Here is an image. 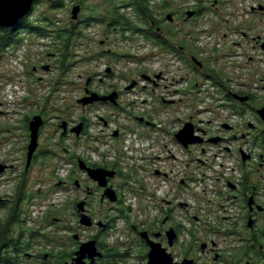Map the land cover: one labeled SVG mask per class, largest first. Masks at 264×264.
Instances as JSON below:
<instances>
[{"label": "rangeland", "instance_id": "rangeland-1", "mask_svg": "<svg viewBox=\"0 0 264 264\" xmlns=\"http://www.w3.org/2000/svg\"><path fill=\"white\" fill-rule=\"evenodd\" d=\"M41 1V4L34 5L29 15L31 21L35 26L44 27L47 24L43 20L48 16L55 18L57 27H47L50 33L46 37L24 32L25 40L17 51H6L0 55V163L8 166V170L0 175V198H6L10 205H15L18 188L24 180V192L34 195V207H27L31 201L23 203L26 206L20 208L22 227L27 225L31 230L52 225L55 228L50 231L60 227L78 231L80 223L75 207L86 195L73 183L80 180L82 184L91 185L88 176L78 166L73 167V158L80 157L97 165H118L123 176L114 179L116 187L132 208L147 207L153 199H164L171 184L156 177L155 169L159 166L160 170L167 171L171 167L167 153L160 149H146V145L139 149L136 143H124L129 129H138L130 115L145 109L149 112L148 117L162 123L166 130L171 129L166 124L168 120H159L168 114L169 119L172 114L189 112L182 116L185 119L196 112H203L205 118L213 119L212 113H208L213 111L215 104L213 83L196 75L184 54L179 56L169 49H161L138 33L128 31L124 34L122 27L110 30L100 23L87 24L91 18L110 15L112 0H64L62 8L56 10H51V4L56 0ZM219 1L214 8V0H158L153 7L163 26H172L174 36L169 40L176 48L183 47L188 53H197L201 61L210 63L214 69L228 76L231 89L255 96L260 105L264 101V12L252 13V3L247 0ZM259 1L264 5V0H254L255 3ZM166 3L169 4L167 9ZM116 4L122 6L123 2L120 0ZM76 5L82 7L77 22L72 20V10ZM198 6L204 8L202 15L185 24V12ZM121 12L138 24L134 9L121 8ZM171 12H174V25L166 20ZM72 25L78 26L83 37L75 40L67 61L70 68L63 72L60 69L62 62L58 64L61 45L54 30L71 28ZM208 35L222 40L221 47L206 51L199 41L202 38L207 40ZM205 47H208L206 43ZM42 65L50 66V70H44L40 67ZM107 66L115 71L113 76L108 77L105 73ZM35 67L38 68L36 73L33 71ZM143 73H164L166 80L155 93L149 94L147 90L124 93L119 109L105 104L88 107L78 104V100L85 97L89 78L94 79L95 90L103 91L112 86L123 88L128 82L138 81ZM101 78L105 79L102 84ZM161 96L177 103H161ZM144 97L148 99L147 105L133 103ZM39 113L46 115L48 125L39 139L38 156L27 170L30 133L26 122ZM63 120L72 124L85 121L89 131L80 139L62 140V130L58 125ZM115 130L124 134L122 141L111 137ZM151 153L160 154V160L156 159L160 163L156 166L153 157L148 156ZM63 181L69 183L60 185ZM164 181L165 194L158 189ZM177 194L181 195V191ZM27 197L23 200L32 198ZM95 202L100 204L97 198ZM13 207L8 202L7 208L0 210V224L6 219L8 209ZM95 208L99 209L98 206ZM96 217L105 220L106 215L97 213ZM47 218H50L49 222H46Z\"/></svg>", "mask_w": 264, "mask_h": 264}, {"label": "flooded vegetation", "instance_id": "flooded-vegetation-1", "mask_svg": "<svg viewBox=\"0 0 264 264\" xmlns=\"http://www.w3.org/2000/svg\"><path fill=\"white\" fill-rule=\"evenodd\" d=\"M219 3V0H214L213 8L217 7ZM191 11L196 15L188 19L187 13L190 11L185 12V16H183L185 24L202 15V12L199 13L196 8ZM169 14L173 16V20H168L167 17L166 20L170 25H174V12ZM163 25L164 23L161 26L154 24L157 33L165 38L172 37L168 35L166 27ZM169 29L173 31L172 26ZM181 48L184 55L193 62L194 54L188 53L183 47ZM170 51L172 50L170 49ZM40 67L44 69L46 66ZM200 69L201 72L195 74L206 79L207 70L204 67ZM109 70L110 72H108ZM33 71L36 73L38 68L35 67ZM105 73L109 77L113 76L115 71L107 66ZM144 75L143 73L138 81L128 82L123 88L112 86V88L103 91L95 90L94 79L89 78L85 96L88 91L101 96H110L116 92L119 97L118 105L115 107L119 109L122 106L124 93L137 90H147L149 94L150 92L155 93L156 88H159L166 80L164 73L159 74L161 75L159 80H156L158 74L147 75L151 77L150 80H144ZM104 80L101 78L100 83L102 84ZM133 82H136V87L128 90ZM214 88H216L213 99L215 104L211 112L214 118L210 123L220 119L223 112H227L230 117H237V122L224 123L217 135H211L205 128H198L196 125V117L202 115L203 112H196L197 114L190 117L189 120L194 125L195 132L201 130L202 133V136H195L202 138L203 142L186 148L176 138H171L177 149L185 152L187 160L184 162L186 170L180 174L183 177L179 175L173 177L172 174L161 171L155 172L156 177H163L172 184L169 186L170 192L166 198L153 199L150 202L151 205H147V207L141 205L134 209L116 187L114 179L123 176L117 166L97 165L89 160L74 157L73 167H79L78 161L82 159L91 168L115 170L117 175L114 179H109L108 186L116 190L118 201L112 203L108 198H104L105 189L100 188L86 172L80 170L88 176L91 185L82 184L80 180H74L73 184L86 195L78 203L85 201L86 212L91 217L93 225L83 227L79 224L78 231L68 230L66 227L50 231L51 228H55L52 225H49L48 228L43 225L31 230H28L27 225L23 226L21 233H12V240L18 239L15 245L22 248L21 251L14 249L12 252L19 264H134L135 262L148 264V255L152 245L164 249L174 264H264V119L258 113L260 109H264V101L259 105L255 96L247 94L244 96H249L250 99L243 103L233 98L231 93L234 92L241 96L244 93H237L222 85L214 86ZM152 99L154 98L152 97ZM160 100L166 105L177 103L176 100H165L162 96ZM96 104L114 106L109 102H98L91 106ZM125 113L129 115V112ZM38 115L44 119V125L40 130L41 138L48 121L44 113ZM130 116L133 117L138 129H129L128 132H139L141 136L149 139L150 131L154 130L153 128L156 126L154 119L149 118L148 115ZM141 118L143 121L140 120ZM32 119L28 118L26 122V129L29 133ZM64 122L68 123V133L65 136H63L62 128ZM169 123L172 125L173 120L170 119ZM187 123H182V125L185 126ZM80 124L84 125V130L81 136H77L72 132V129ZM225 126H228V129ZM58 127L62 130V140L68 138L77 140L89 131L88 123L85 121L72 124L70 121L63 120ZM142 128L144 130H141ZM116 133H118L117 136H115ZM112 136L116 141H122L124 138V134L120 130H115ZM212 138H219V143H211L209 140ZM227 144L235 145L239 178L228 179L225 184L221 182L220 178H217L215 191L212 195L196 194L189 185L195 180V170L204 172V166L213 163V161L201 160L200 157L204 156L210 148H219ZM39 150L40 146L33 161L38 156ZM230 151V148H227V152ZM171 172L175 173L173 169ZM201 176H205V174L201 173ZM76 181H79V186L76 185ZM68 183L63 181L60 182V185L66 186ZM178 191H181V194L185 196L183 201L179 197L180 195L178 196ZM26 196L32 198L18 201L15 205H10V201L4 198L0 204L8 206L9 202V206L21 208L26 206L25 203L31 201L27 205L31 209L34 207L32 204L34 195L27 194ZM188 197H193V205L187 201ZM96 198L100 204L94 203ZM95 206H98L99 209L96 210ZM97 213L106 215L105 220L98 219ZM49 219L47 218L46 222H49ZM88 243H94V245L92 244L93 246L82 252V245Z\"/></svg>", "mask_w": 264, "mask_h": 264}, {"label": "trees", "instance_id": "trees-1", "mask_svg": "<svg viewBox=\"0 0 264 264\" xmlns=\"http://www.w3.org/2000/svg\"><path fill=\"white\" fill-rule=\"evenodd\" d=\"M117 1L120 0H112L113 8L110 12L111 13L110 15L103 18H91L87 24L90 23L92 24L93 22L100 23L106 26L110 30L114 29V27H122L124 34L127 33L128 31H132L133 33H138L143 37H145L146 39L153 41L161 49L162 48L169 50L171 49L173 52H176L179 55L184 54L181 47L176 48L173 45V43H171V40H169L170 37L165 38L160 36V34L157 33L156 28L154 27V24H158L159 26H161L162 24V21L157 18L153 7L154 3L158 0H121L123 2L122 6L116 4ZM41 2H42L41 0H37L35 5L36 6L39 5L41 4ZM63 4H64V0H56L55 3L51 4V10L62 8ZM164 6L165 9H167L169 4L166 3V5ZM121 8L134 9V11L136 12V18L138 20V24H135V22L132 19H129L126 15L122 14ZM196 9L199 10L198 11L199 13L201 12L203 13L204 10L203 7L198 6L196 7ZM43 23H46L47 26L46 25L44 27L40 25L35 26V23L31 21V17L30 18L27 17L16 28L13 29L0 28V55L5 53L6 51H10V52L17 51L21 47V45H23V42L25 40V38L23 37L24 32L35 34L36 36L38 35L39 37L48 36L50 32L46 28L56 26L55 18H51L47 16L45 17V20H43ZM166 29L168 35L174 36L173 31H170L171 29L169 28ZM54 31L56 33V38L58 39L61 45L60 48L61 57L58 64L60 65V61L62 62V68L60 65V69L63 72H65L68 71V69L70 68L69 66H67V61L69 60L70 57V51L73 50L75 40L76 39L81 40L83 36L79 31L77 25H72L71 28L68 27L56 28V30ZM194 55H195L194 57L199 58L197 53L196 54L194 53ZM186 60L191 62L195 73L198 74L199 72H201V69L197 67L190 59L189 60L186 59ZM201 62L203 63V67L207 70V75L205 76L206 79L213 81L214 86L222 85L224 88L229 87L231 89L228 76H225L223 73L214 69V67L211 66L210 63L208 64L203 61ZM244 95L247 94L244 93L243 96ZM42 155L46 157L47 153H43ZM116 166L119 167L118 165ZM120 171L122 172V170ZM23 187H25L24 180L21 186H19L17 191V202L23 201L24 197H26L27 195V193L24 192ZM6 208L7 205L0 204V210ZM8 210L9 211L7 213L6 219L1 220V224H0V264H19L17 258L14 257V254H12V252L14 251V249H16V251H21L22 248H18L17 245H15V242H17L18 239L12 240V233H21L22 211L19 206H14L13 208H9ZM24 223L25 222H23V224ZM15 226L18 227L14 228ZM12 230H14V232H12Z\"/></svg>", "mask_w": 264, "mask_h": 264}, {"label": "water", "instance_id": "water-1", "mask_svg": "<svg viewBox=\"0 0 264 264\" xmlns=\"http://www.w3.org/2000/svg\"><path fill=\"white\" fill-rule=\"evenodd\" d=\"M37 0H0V28L4 29H13L20 25V23L29 17L31 12L33 11V7ZM82 10L80 5H76L72 10V20L78 21L79 15ZM260 11H264V7H259ZM196 15L195 12L190 11L187 13V18L191 19ZM168 20H173V16L171 14L167 15ZM262 49L264 50V43L262 44ZM193 62L199 67H203V63L197 58L193 57ZM45 70H50V66L44 67ZM110 72V70L108 71ZM161 75L156 77V80H159ZM144 80H150L151 77L144 75ZM136 87V82H133L128 90H131ZM232 97L245 103L249 101V96H240L235 93H231ZM118 93H112L110 96H101L97 93L87 92V95L78 100V104L83 107H88L94 105L95 103H112L114 106L118 105ZM172 103V102H169ZM259 115L262 119H264V109H260L258 111ZM143 121V119H140ZM44 125V119L41 115H36L33 117L30 123V142L28 145V154H27V170L32 165L34 156L39 148V138H40V130ZM67 122H64L62 128L64 130L63 136L67 135ZM228 129V126H225ZM84 130V125L80 124L72 129V132L77 136H81ZM118 133L115 134L117 136ZM176 140L181 143L184 147H189L190 145L200 144L203 142V139L195 136L194 125L191 122L185 124V126L175 135ZM211 143L217 144L219 143V138H212L209 140ZM246 159V158H245ZM79 169L82 172H86L87 175L98 184V186L104 191V198H108L112 203L118 201L117 192L113 187H109V179H114L117 175L115 170H107L104 168H91L87 165V163L80 159L78 161ZM8 170V166L0 163V175L4 174ZM159 174V172H157ZM76 185L79 186V181H76ZM2 198H0V202ZM77 212L79 215V223L83 227H91L93 225V221L91 217L86 212V203L85 201L79 202L77 204ZM94 243L83 244L81 247V251L84 252L93 246ZM149 262L148 264H174L170 255L166 253V251L159 246L152 245L151 251L148 255Z\"/></svg>", "mask_w": 264, "mask_h": 264}, {"label": "built area", "instance_id": "built-area-1", "mask_svg": "<svg viewBox=\"0 0 264 264\" xmlns=\"http://www.w3.org/2000/svg\"><path fill=\"white\" fill-rule=\"evenodd\" d=\"M250 3H252L251 6V12L253 13L254 10L259 11L260 6H264L260 1L258 3H255L254 0H247ZM244 11H248L247 8L245 7ZM261 12V11H259ZM239 14V12H238ZM240 15V14H239ZM241 17V16H240ZM243 19V17H241ZM209 38L207 40H203L202 38L199 43L202 44V47L206 50L209 51L211 48H216V47H221V42L222 40L213 38L212 35H208ZM205 43L207 44L208 47H205ZM231 87V86H230ZM232 91H235L232 89ZM135 100V99H134ZM138 101L135 100L133 102L135 105L140 104V105H147L148 99L147 98H141L138 99ZM177 102V101H176ZM141 109V108H139ZM222 110V109H221ZM137 112V111H136ZM212 112V111H211ZM208 112V113H211ZM189 112L185 113H175V115H170L168 119V115H164L163 118L159 121H167L166 124L171 127V129L166 130L165 128H162V123H159L157 120H154L156 126L153 128L154 130L150 131L149 133V139L147 137L141 136L139 132H130L128 133L127 137L128 139L125 140L124 143L129 142L131 145H134L135 143L138 145L139 149L141 147H144L146 145V149L152 148L153 151L156 149H160V151H164L167 153V159L168 162L171 164V167L166 171V170H160L159 166H156L160 160V154L158 153H151L149 154V158L153 157L155 160V166L157 171H161L163 173H168L172 174L173 177L180 176L181 173H183L186 170L185 167V161L187 160V155L185 152L182 150H178L176 147V144L171 141V138H175V135L184 127L182 123L185 122H190V117L192 115H189L185 119L182 118L183 115H188ZM149 112H147L145 109H143L142 112H137L135 115H148ZM205 114V113H204ZM202 114L199 117H196V125L198 128H205L209 133L217 135V133L220 131L221 125L224 123H236L237 122V117H230L228 116L227 112H223L222 117L217 120H213L212 123L210 121L212 118L208 117L205 118V115ZM163 119V120H162ZM173 120V124L170 125L169 120ZM182 126V127H181ZM114 132V131H113ZM196 136H202L201 130H196L195 132ZM230 148V152H227V148ZM144 157V154L142 155ZM159 160H156V159ZM200 159L205 160V161H213L212 165L209 166H204L205 171L201 172L198 171V169L195 170V180L190 182V188L193 189V191L196 194H209L212 195L215 191V184H216V179L220 178L221 182L223 184L227 183L228 179H238L240 174L239 170L237 167V161H236V153H235V145L227 144L223 145L219 148H210L207 153H205L204 156L200 157ZM171 169L174 170L175 173L171 172ZM201 173H204L205 176H201ZM163 179V177H161ZM164 180H166L164 178ZM167 181V180H166ZM170 184L171 182L168 181ZM169 186H172L169 185ZM168 186V193L170 192ZM164 187H165V181L158 187L160 192L164 193ZM168 193L166 194L165 198L167 197ZM188 196V195H187ZM181 197V200L183 201L184 197L182 194L179 196ZM187 201L190 203V205H193V197H188Z\"/></svg>", "mask_w": 264, "mask_h": 264}]
</instances>
